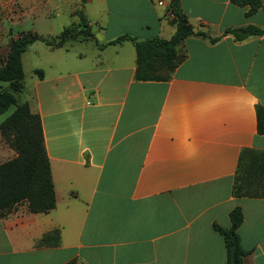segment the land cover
Wrapping results in <instances>:
<instances>
[{"label": "crops", "instance_id": "0c3cea01", "mask_svg": "<svg viewBox=\"0 0 264 264\" xmlns=\"http://www.w3.org/2000/svg\"><path fill=\"white\" fill-rule=\"evenodd\" d=\"M261 3L246 15L230 0H180L194 31L177 45L185 57L167 80H138L130 37L175 30L157 0H0L2 58L20 32L56 37L77 8L92 34L21 53L17 97L40 117L55 203L0 215V264H226L212 225L228 228L235 206L242 264H264V196L232 193L242 150L264 151V33H223L264 29ZM15 154L0 134V162Z\"/></svg>", "mask_w": 264, "mask_h": 264}, {"label": "trees", "instance_id": "16d2710c", "mask_svg": "<svg viewBox=\"0 0 264 264\" xmlns=\"http://www.w3.org/2000/svg\"><path fill=\"white\" fill-rule=\"evenodd\" d=\"M230 1L238 6H248L246 15L254 13L262 6L261 0ZM169 5L174 13L171 22L175 28L169 38L154 36L135 40L130 36L121 35L113 40L119 42L130 37L133 41L136 56L134 77L138 80H167L185 57V54L179 53L177 45L194 31L186 17L179 11L180 0H169ZM74 14L78 16V21L65 27L56 37H44L31 31L20 32L17 37L10 40L6 55L0 57V113L13 107L0 122V134L16 153L13 157L0 162L1 216L8 214L19 202H24L29 212H46L54 207V193L40 117L30 111L26 101L21 102L17 97L23 85L21 53L36 40L47 45L59 46L69 39L92 37L81 9L74 10ZM198 33L205 36L202 32ZM223 33H229L234 39L242 40L251 35L262 34L264 29L255 25H244L226 28ZM256 118L258 133H264V108L260 105L256 106ZM232 193L235 196H264V151L251 148L242 150L234 175ZM228 217L230 220L228 228L218 224L212 226L223 237L226 264H242L245 251L241 248L236 233L242 222L241 208L239 206L232 208ZM65 264L75 262L72 260Z\"/></svg>", "mask_w": 264, "mask_h": 264}, {"label": "rangeland", "instance_id": "374dc122", "mask_svg": "<svg viewBox=\"0 0 264 264\" xmlns=\"http://www.w3.org/2000/svg\"><path fill=\"white\" fill-rule=\"evenodd\" d=\"M77 9H80V8H77ZM82 11V10H81ZM83 13V12H82ZM84 15V14H83ZM77 16V15H76ZM85 16V15H84ZM78 17V16H77ZM86 18V17H85ZM87 20V19H86ZM31 21V20H30ZM61 21H64L65 23L68 22V19H67V16H64L63 15H60V16H57L55 17L54 19V22H55V25L57 26L58 23H60ZM71 21V20H70ZM70 23V22H69ZM30 26H26L25 29H28ZM10 28L12 29L13 33H16V31L19 29L16 25H10ZM74 44V47L72 48L73 51H76L79 49V43H76L73 42ZM29 70H28V64L27 62L25 61V77L23 79V83L25 82V80L27 81L28 78H29ZM5 85V84H3ZM21 98V97H20ZM13 107H9L5 112L3 113H0V122L12 111ZM5 157H8V156H5ZM4 159V158H2Z\"/></svg>", "mask_w": 264, "mask_h": 264}, {"label": "built area", "instance_id": "2783aa9c", "mask_svg": "<svg viewBox=\"0 0 264 264\" xmlns=\"http://www.w3.org/2000/svg\"><path fill=\"white\" fill-rule=\"evenodd\" d=\"M157 4L159 6H165V14L170 18H174V13L172 12L171 8H170V5L169 3L168 4H165L163 0H157Z\"/></svg>", "mask_w": 264, "mask_h": 264}]
</instances>
